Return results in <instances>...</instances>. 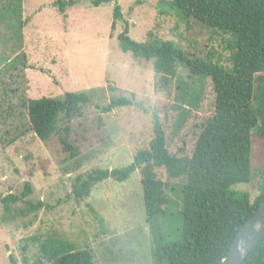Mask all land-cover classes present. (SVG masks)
<instances>
[{
	"label": "rangeland",
	"instance_id": "rangeland-1",
	"mask_svg": "<svg viewBox=\"0 0 264 264\" xmlns=\"http://www.w3.org/2000/svg\"><path fill=\"white\" fill-rule=\"evenodd\" d=\"M54 1L0 0V65L7 69L21 60L14 58V52L22 44L17 36L22 4L28 15L30 62L28 93L24 74L0 78V264H34L38 258L41 264H50L40 250L48 239L89 250L95 264H156L137 170L124 182L109 178L98 182L81 200L74 199L71 185L77 175L92 169L126 166L136 151L148 148L153 136L151 114L157 106L165 105L160 115H169L164 126L170 132L175 115L172 105L177 102L176 95L187 88L188 70L179 66L167 88L155 89L152 61L135 58L118 46L116 37L123 20L111 28L114 2L95 7L91 0H80L61 14ZM158 1L115 0L132 40L144 41L151 32L174 41L188 55L208 52L229 65V52L221 48L219 35L211 34L196 20L185 25L175 16L159 15ZM112 87L116 90L110 91ZM67 91L85 92L94 100L81 117L69 122V141L80 147V155L73 159L62 152L58 136L42 141L29 130L26 109L21 106L27 98L60 97ZM113 95L126 96L132 104L101 113L95 105H106ZM214 100L207 78L199 109L168 139L171 152L191 154L198 126L210 116ZM64 124L60 118V128ZM76 159L82 164L76 166ZM251 166L254 182L232 188L248 192L253 201L264 169V140L255 135ZM155 171L169 200L162 236L178 240L183 182L170 178L162 167ZM27 180L32 192L26 200L33 205L41 202L42 207L31 211L19 201L5 212L1 198L8 193L20 194Z\"/></svg>",
	"mask_w": 264,
	"mask_h": 264
},
{
	"label": "trees",
	"instance_id": "trees-1",
	"mask_svg": "<svg viewBox=\"0 0 264 264\" xmlns=\"http://www.w3.org/2000/svg\"><path fill=\"white\" fill-rule=\"evenodd\" d=\"M80 0H55L53 6L63 14L67 7ZM114 2L111 28L123 20L117 34L119 48L133 57L152 61L155 89H164L178 74L179 66L188 70L185 92L176 95L172 108L175 115L172 129L164 126L168 118L161 116L165 105L151 114L153 136L148 148L140 149L132 161L120 168H95L77 175L71 185L75 200L89 195L92 186L105 179L126 181L134 171L140 174L143 205L153 242L156 264H218L244 223L264 203V169L260 174L258 195L250 201L249 193L234 190L238 183L254 182L251 166L254 135L264 140V0H159V15L175 16L188 25L190 20L206 26L211 34L221 37V48L229 52V65L211 53L188 55L172 40H163L148 33L144 41L129 37L128 22L123 19L115 0H91L95 7ZM209 78L214 106L209 117L199 124V132L190 155L171 152L169 137L176 136L199 109L205 79ZM181 88V87H178ZM110 91L116 88H109ZM132 99L113 95L106 105L96 104L101 113L128 106ZM94 100L85 92L67 91L60 97L27 98L21 102L26 109L29 130L46 141L58 136L62 152L77 158L80 147L68 138L69 122L83 115ZM62 118L65 124L59 126ZM77 165L82 164L76 159ZM162 167L170 178L181 179V237L168 241L162 236L161 224L169 203L164 183L157 177ZM30 181H25L20 194L8 193L1 198L5 212L22 201L29 210L42 207L26 198L31 194ZM165 237V238H164ZM41 253L50 264H95L87 249H75L58 239L40 245ZM38 258L34 264H41ZM242 264H264V235L261 236Z\"/></svg>",
	"mask_w": 264,
	"mask_h": 264
},
{
	"label": "water",
	"instance_id": "water-1",
	"mask_svg": "<svg viewBox=\"0 0 264 264\" xmlns=\"http://www.w3.org/2000/svg\"><path fill=\"white\" fill-rule=\"evenodd\" d=\"M264 235V203L244 223L235 236L228 253L218 264H242L258 239Z\"/></svg>",
	"mask_w": 264,
	"mask_h": 264
},
{
	"label": "crops",
	"instance_id": "crops-1",
	"mask_svg": "<svg viewBox=\"0 0 264 264\" xmlns=\"http://www.w3.org/2000/svg\"><path fill=\"white\" fill-rule=\"evenodd\" d=\"M20 16H21L20 27L17 30V36H19L22 39V44L20 47H17L15 49L16 51L14 52V58L21 57V60L18 59L17 61H14L13 65L11 64L12 66H10L7 69L3 65H0V78L6 79L11 74L13 75L16 74L17 76H19V74L20 75L24 74V78L26 80L24 89H25V93H28V74L30 70V66H29L30 62H29V57L27 54V44H26L27 32H28V29H27L28 28V21H27L28 15L26 14V10L24 9V4H22V10H21Z\"/></svg>",
	"mask_w": 264,
	"mask_h": 264
}]
</instances>
